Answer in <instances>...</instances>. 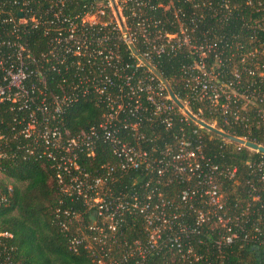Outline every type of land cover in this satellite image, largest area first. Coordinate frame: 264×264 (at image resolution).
<instances>
[{"label": "built area", "instance_id": "obj_1", "mask_svg": "<svg viewBox=\"0 0 264 264\" xmlns=\"http://www.w3.org/2000/svg\"><path fill=\"white\" fill-rule=\"evenodd\" d=\"M51 2V6L41 3L36 9L34 5L21 9L17 15L6 12L5 4H0V16L5 12L11 15H4L9 26L0 29V115L9 109L12 121L5 123L6 128L10 126L14 139L22 137L12 150L9 133L1 127L4 118L0 116V157L13 158L19 150L24 156L41 154L57 163L63 189L81 196L94 211L85 227L80 214L73 213L70 218L76 219L78 225L71 237L72 247L82 244L93 252L97 249L95 264H123L130 257L135 260L129 264H140L148 247H160V239L166 237L181 246V239L198 234L202 228L215 232L214 246L222 252L223 245L240 237V225L227 215L219 182L221 176L233 177L235 169L220 168L206 157L198 128L188 133L190 119L201 127L202 124L188 100L180 98L172 79L163 75L157 59L164 53L189 49L193 63L184 65L183 86L212 102L231 97L229 85L217 83L207 66L208 45L198 42L192 34L196 29L194 22L204 17V6L210 4L209 0H182L171 22L177 26L175 31H168L156 15H148L144 8L147 0H110L106 5L101 4L106 0H101L86 5L81 13L67 12L66 0ZM191 3L199 9L198 18L189 12ZM108 5L115 10L113 18ZM170 5L159 3L165 10ZM31 29L42 30L47 40L38 52L23 41V32ZM249 71L253 73V69ZM52 72L61 75L55 88L49 83ZM234 76L239 78L240 71L236 70ZM82 98L93 100L104 114L97 125L71 133L64 127V114ZM151 121L170 130L181 124L174 146L167 144L158 155L143 145L153 140L141 130ZM100 140L110 144L118 162L107 165L103 173L92 174L79 164V152L93 155ZM131 169L151 172L150 180L156 185L149 187L150 180L147 182V200L135 189L129 196L114 194L111 184L117 180L118 172ZM173 179L187 182L177 203L166 201L159 186ZM186 209L195 213L192 226L184 222ZM127 211L143 215L149 244L144 246L137 240L131 246L140 244V249L119 259L115 257L120 251L114 250L118 243L114 236L121 214ZM64 214H69L67 209ZM257 236L247 233L244 238ZM131 246L123 251L127 253ZM187 253L197 262L201 258L193 247H188Z\"/></svg>", "mask_w": 264, "mask_h": 264}, {"label": "trees", "instance_id": "obj_2", "mask_svg": "<svg viewBox=\"0 0 264 264\" xmlns=\"http://www.w3.org/2000/svg\"><path fill=\"white\" fill-rule=\"evenodd\" d=\"M51 1L0 0V4H5V9L2 8L6 12L12 11L17 15L19 10L33 5L34 9L41 3L51 6ZM98 1L101 0H66L67 12H84L86 5ZM147 1L148 6L144 8L148 15H156L168 31H175L177 26L171 22L175 16L174 11L182 0ZM161 2L171 5L165 10L163 6H159ZM209 2V5L204 6V17L194 22L196 29L192 34L198 42L208 45L207 66L217 83L229 85L231 97H221L218 102H212L199 98L196 93L183 86L184 65L193 63L189 49L182 48L176 53L158 56V66L164 76L172 79L180 98L188 100L190 109L198 119L234 136L264 145V0ZM188 9L198 18L199 9L192 3ZM6 12L0 16V29L9 26L3 20ZM7 16L11 15L8 13ZM3 35L6 38L13 37L11 34ZM43 36L42 30L31 29L23 32V41L38 52L46 45L47 40ZM250 69H253V73H250ZM236 70L240 71L239 78L234 76ZM60 77L57 72H52L49 78L52 88H55ZM243 93L246 96L241 97L240 94ZM103 114L104 109L101 106L89 98H82L65 112L64 127L71 133L86 130L97 125ZM0 116L5 121L1 127L10 136L9 147L15 150L22 137L14 139L10 126L6 128L5 123L12 119V113L9 109H4ZM180 126L177 123L170 130L154 121L146 122L141 130L153 140L143 145L151 149V153L158 155L167 144L174 146ZM193 128H198L203 152L213 164L225 170L235 169L233 177L221 176L219 182L227 215L240 225V237L232 244L223 245L222 252L214 246L212 239L215 232H206L205 228L190 238L181 239V246L164 237L159 240L160 247H148L146 258L140 264H264V153L201 127L190 119V125L186 126L188 133ZM16 152L13 158L0 157V173L3 175L0 178L2 264H95L92 250L82 244L77 248L72 247L71 237L78 225L76 219L70 218L74 216L73 213L80 214L81 225L85 227L91 221L94 211L88 208L81 196L63 189L64 183L60 182L55 161L41 154L24 156L19 150ZM78 162L84 170L100 174L107 170V165L117 163L118 159L110 144L100 140L93 155H88L86 151L79 152ZM151 175L146 169L118 172L117 180L111 187L116 195L122 192L129 196L137 190L139 196L147 200L149 193L145 187H148L147 182ZM155 185V181L150 180L149 187ZM10 186L12 190L9 189ZM159 186L166 201L177 203L181 190L187 187V182L173 179ZM2 196L6 199L2 200ZM58 208L60 212L56 211ZM66 209L69 214H64ZM194 217L195 213L186 209L183 219L188 226L195 223ZM5 232L11 235L3 234ZM116 232V249H128L137 240L144 246L149 244V229L142 214L130 211L121 214ZM247 233H256L258 236L245 239L244 235ZM188 247H193V251L201 255L198 262L187 253ZM134 260L135 258L130 257L123 264L132 263Z\"/></svg>", "mask_w": 264, "mask_h": 264}, {"label": "water", "instance_id": "obj_3", "mask_svg": "<svg viewBox=\"0 0 264 264\" xmlns=\"http://www.w3.org/2000/svg\"><path fill=\"white\" fill-rule=\"evenodd\" d=\"M174 99L180 106H183L182 102L178 98L174 97ZM194 118H196V117H194ZM199 122L202 124V126H204L205 128H207L209 130H212V131H214V132H216V133H218V134H220V135H222V136H224L230 140H234L236 142L242 143L249 148H252L254 150L261 151L264 153V145H262V144L256 143V142L251 141V140L244 139L242 137H238V136H234L232 134H229V133L223 131L222 129H219L216 126L209 124V123H207L201 119H199Z\"/></svg>", "mask_w": 264, "mask_h": 264}, {"label": "rangeland", "instance_id": "obj_4", "mask_svg": "<svg viewBox=\"0 0 264 264\" xmlns=\"http://www.w3.org/2000/svg\"><path fill=\"white\" fill-rule=\"evenodd\" d=\"M108 1H110V0H106V2H102L101 4H109V2ZM98 4H100V3H98ZM100 4V5H101ZM108 6H110L109 7V9H110V11H109V14H111V16H112V18L115 16L113 13H112V11L114 10V8H113V6L112 5H108ZM121 8V7H120ZM114 12H115V10H114ZM3 175L0 173V178L2 177ZM140 244L139 245H134L133 247L131 246L130 247V249L127 251V253H125L123 250H125L126 251V249H124V248H122V250L121 249H114V250H117L116 252H119V250H120V254L119 255H116L115 253V257H117V258H119V259H123V258H125V257H127L129 254H131V252H133L135 249H140ZM89 248H91L90 246H89ZM93 250V249H92ZM96 251H97V249H95ZM96 251H94L93 252V254H95V253H97ZM121 252H122V255H121ZM132 255V254H131Z\"/></svg>", "mask_w": 264, "mask_h": 264}]
</instances>
